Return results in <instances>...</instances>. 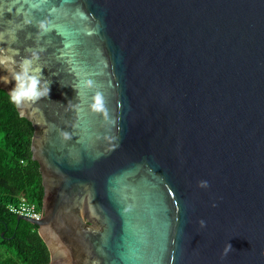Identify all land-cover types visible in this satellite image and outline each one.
I'll return each mask as SVG.
<instances>
[{
    "label": "water",
    "instance_id": "obj_1",
    "mask_svg": "<svg viewBox=\"0 0 264 264\" xmlns=\"http://www.w3.org/2000/svg\"><path fill=\"white\" fill-rule=\"evenodd\" d=\"M0 47L51 81L18 109L49 264H264V0H0Z\"/></svg>",
    "mask_w": 264,
    "mask_h": 264
},
{
    "label": "trees",
    "instance_id": "obj_2",
    "mask_svg": "<svg viewBox=\"0 0 264 264\" xmlns=\"http://www.w3.org/2000/svg\"><path fill=\"white\" fill-rule=\"evenodd\" d=\"M33 124L19 115L0 88V264H49L50 251L39 227L18 219L8 206L22 197L42 210L44 186L31 149Z\"/></svg>",
    "mask_w": 264,
    "mask_h": 264
},
{
    "label": "clouds",
    "instance_id": "obj_3",
    "mask_svg": "<svg viewBox=\"0 0 264 264\" xmlns=\"http://www.w3.org/2000/svg\"><path fill=\"white\" fill-rule=\"evenodd\" d=\"M26 23L31 22L26 21ZM37 28L38 36L46 34L50 31L49 21L46 19L39 21ZM25 51H30V55L21 56L19 49L0 47V67L6 69L10 74V76L5 75L0 77V80L4 83H9L10 79L15 80V87L9 93L10 102L17 109H24L26 106L37 104L40 100L48 97L50 94L51 81L44 77L42 72L43 67L35 63L39 60L40 53L35 49H26ZM41 51H43V49H41ZM16 57H20V59L18 60ZM87 83L89 86H92L91 81H88ZM94 100L95 102L91 105V107L96 111L103 110L102 96L97 93ZM19 115L23 117L25 112L21 110ZM63 135L66 138L68 136L67 133H63ZM199 186L207 188L208 182L206 180H202L199 182ZM199 223L201 227L206 226V221L203 219H201ZM232 249L233 246L231 243L226 244L222 256H227Z\"/></svg>",
    "mask_w": 264,
    "mask_h": 264
},
{
    "label": "built area",
    "instance_id": "obj_4",
    "mask_svg": "<svg viewBox=\"0 0 264 264\" xmlns=\"http://www.w3.org/2000/svg\"><path fill=\"white\" fill-rule=\"evenodd\" d=\"M9 210L18 215H25L34 219H40L42 210L38 206L22 197L18 203H12L8 206Z\"/></svg>",
    "mask_w": 264,
    "mask_h": 264
}]
</instances>
